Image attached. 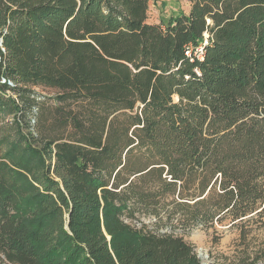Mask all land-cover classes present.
Segmentation results:
<instances>
[{"label":"trees","instance_id":"16d2710c","mask_svg":"<svg viewBox=\"0 0 264 264\" xmlns=\"http://www.w3.org/2000/svg\"><path fill=\"white\" fill-rule=\"evenodd\" d=\"M187 1L0 0V264H202L177 228L264 215V0Z\"/></svg>","mask_w":264,"mask_h":264},{"label":"rangeland","instance_id":"374dc122","mask_svg":"<svg viewBox=\"0 0 264 264\" xmlns=\"http://www.w3.org/2000/svg\"><path fill=\"white\" fill-rule=\"evenodd\" d=\"M189 8L190 3L187 0H151L148 9L149 21L168 22L172 15L188 12ZM37 89L44 93L53 91L41 87ZM141 218L147 224L155 221L153 215L145 214ZM134 224L141 226L140 222L135 221ZM176 232L192 245L202 264L264 263V215L242 223H216L214 227L206 230L196 226L183 231L179 227Z\"/></svg>","mask_w":264,"mask_h":264},{"label":"built area","instance_id":"2783aa9c","mask_svg":"<svg viewBox=\"0 0 264 264\" xmlns=\"http://www.w3.org/2000/svg\"><path fill=\"white\" fill-rule=\"evenodd\" d=\"M206 44V43H205ZM204 44V45H205ZM204 45H201V47L200 48H198V55L199 56H201V54H202V52H203V50H204ZM188 52V54H190V52L189 51H187Z\"/></svg>","mask_w":264,"mask_h":264}]
</instances>
